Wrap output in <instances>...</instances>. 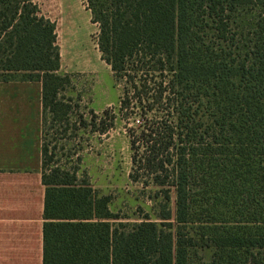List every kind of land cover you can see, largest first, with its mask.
<instances>
[{"label":"trees","instance_id":"16d2710c","mask_svg":"<svg viewBox=\"0 0 264 264\" xmlns=\"http://www.w3.org/2000/svg\"><path fill=\"white\" fill-rule=\"evenodd\" d=\"M38 1L0 0V81L42 84L47 218L109 200L79 167L54 164L51 132L65 134L76 117L106 134L119 117L130 180L174 190V264H264V0H87L101 60L122 85L118 112L92 110L90 124L67 96L75 75L61 73L57 24ZM47 254L55 263L50 241Z\"/></svg>","mask_w":264,"mask_h":264},{"label":"crops","instance_id":"0c3cea01","mask_svg":"<svg viewBox=\"0 0 264 264\" xmlns=\"http://www.w3.org/2000/svg\"><path fill=\"white\" fill-rule=\"evenodd\" d=\"M47 1L49 11L43 7ZM38 5L57 24L62 62L64 45L76 47L79 29L93 32L91 12L81 0H39ZM47 194L42 84L0 81V264H49V241L56 252L53 264H160L159 232L152 226L146 230L141 218L130 221L109 199L104 209L49 219Z\"/></svg>","mask_w":264,"mask_h":264},{"label":"rangeland","instance_id":"374dc122","mask_svg":"<svg viewBox=\"0 0 264 264\" xmlns=\"http://www.w3.org/2000/svg\"><path fill=\"white\" fill-rule=\"evenodd\" d=\"M81 1L87 4V0ZM49 2L43 4L46 11H49ZM92 26L93 32L89 29L77 31L75 48L64 45L61 69V73L75 75L67 96L73 98L75 114L83 115L88 124L92 120V110L97 115L109 108L118 112L122 96V85L115 82L110 67L101 60L97 46L98 26ZM60 44L63 50L61 40ZM85 65L88 69L82 68ZM70 123V129L65 134L62 133L63 126L58 133L52 131L56 134L55 140H52V132L48 137L53 142L51 147L57 144L54 164L68 169L79 167V180H87L91 184V193L109 198L113 209L122 216H128L130 221L144 220L146 230L152 226L154 232H159L160 264H172L176 233L175 193L172 188L146 186L130 180L132 153L125 122L118 117L114 127L106 134L93 133L91 127H81L76 117ZM105 123L108 124L107 119ZM129 123L137 125L135 120ZM55 190L56 193L50 196V201H53L52 217L57 213L54 200L63 197V194L59 196L57 188ZM198 256L209 260L211 253L199 252Z\"/></svg>","mask_w":264,"mask_h":264}]
</instances>
